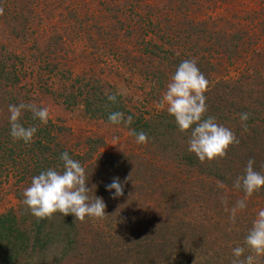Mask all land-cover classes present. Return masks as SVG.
<instances>
[{"label": "trees", "instance_id": "trees-1", "mask_svg": "<svg viewBox=\"0 0 264 264\" xmlns=\"http://www.w3.org/2000/svg\"><path fill=\"white\" fill-rule=\"evenodd\" d=\"M37 3L38 0H0V28L23 40L31 30ZM48 35L44 34L42 46H37L41 35L32 34L35 51L47 52L55 43L50 38H56L57 32ZM1 42L0 174L30 185L33 176L48 168L61 171L59 157L68 152L85 168L89 178L86 187L91 188L88 195L103 199L106 216L102 220L86 217L80 222L72 215L56 213L51 220L38 221L17 192L16 210L0 214V264H231L232 250L243 244L257 214L256 210L249 212V201L258 206L264 197L262 187L247 199L248 206L243 214L238 212L235 223L230 221L235 201L244 198L234 181L243 174L248 160H254V170L264 174V78L257 70L250 69L249 80L242 77L243 80L215 81L210 61L204 55L177 56V64L158 69V75L167 77L170 73L171 79L180 60L195 59L208 80L205 118L215 117L239 140L228 148L224 158L203 164L187 150L191 130L179 132L166 111L135 116L114 91H103L100 85L93 88L69 80L70 84L62 86L61 101L71 106L79 103L88 116L108 122L112 112L123 113L125 119L131 116V124H120L130 134L146 133V143L157 157L154 159L164 164L160 169L152 167L146 158L133 155L127 160L109 153L74 154L60 142L49 120L41 125L29 112L23 113L21 123L37 127L33 141L14 142L9 134L8 106L34 104L30 93L35 84L23 79L25 56L6 49ZM37 65L38 69L40 62ZM109 94L116 95L115 103L107 99ZM241 113L249 114L247 131L241 128ZM113 178H119L124 185L123 195L115 199L114 190H106ZM260 264H264V258Z\"/></svg>", "mask_w": 264, "mask_h": 264}, {"label": "rangeland", "instance_id": "rangeland-1", "mask_svg": "<svg viewBox=\"0 0 264 264\" xmlns=\"http://www.w3.org/2000/svg\"><path fill=\"white\" fill-rule=\"evenodd\" d=\"M33 10L23 40L0 28V42L25 56L23 79L35 84L34 104L49 109L58 139L79 156L133 155L164 167L123 125L63 103L60 90L71 81L114 91L135 116L147 117L162 112L157 104L170 81V73L157 71L177 64V56H206L215 81L249 80L251 68L264 78V0H38ZM54 31L47 52L33 49L37 33L42 46L44 34ZM28 186L0 174V214L15 211V194ZM257 204L249 201V212L264 209V197Z\"/></svg>", "mask_w": 264, "mask_h": 264}, {"label": "clouds", "instance_id": "clouds-1", "mask_svg": "<svg viewBox=\"0 0 264 264\" xmlns=\"http://www.w3.org/2000/svg\"><path fill=\"white\" fill-rule=\"evenodd\" d=\"M2 14L3 9L0 8V15ZM207 85L208 80L197 67L196 60L186 59L176 68L157 104L158 110L166 111L174 118L179 132L191 130L187 150L202 164L224 158L228 148L239 143L235 133L217 123L215 117L205 118L207 105L204 93ZM116 98L115 94L107 96L112 103L116 102ZM8 112L9 134L12 140L23 141L25 144L33 141L37 127H25L21 123L23 113H31L32 119L38 120L41 125H46L50 116L47 107H39L32 103L9 105ZM248 119V113L240 114L241 128L244 131H247ZM108 120L111 124L118 125L123 121L128 125L131 124L132 117L125 119L123 113L112 112ZM131 134L135 135L138 144L147 142L146 133L133 131ZM59 159L62 161V170L48 168L33 176L30 185L22 193V203L38 221L51 220L56 213L64 217L72 215L74 220L80 222L86 217L94 220L104 219L105 202L94 195L89 197L91 188L86 187L89 178L86 176L85 168L79 161L71 158L68 152L62 153ZM253 165L254 160L249 159L243 174L237 176L234 181V187L243 191L244 198L238 200L230 211L229 219L232 223H235L238 212L246 208L247 199L264 187V174L255 171ZM127 179L129 177L125 183ZM123 187L119 178H113L106 186V190L110 192L114 190L112 198L115 199L123 195ZM232 255L231 264H260L261 258H264V209L257 212L243 244L235 247Z\"/></svg>", "mask_w": 264, "mask_h": 264}]
</instances>
